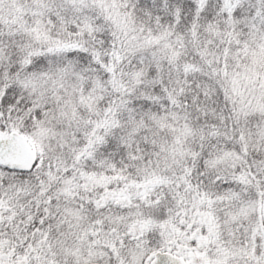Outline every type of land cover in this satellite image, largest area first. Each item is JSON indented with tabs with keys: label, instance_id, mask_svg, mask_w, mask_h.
<instances>
[{
	"label": "snow or ice",
	"instance_id": "obj_1",
	"mask_svg": "<svg viewBox=\"0 0 264 264\" xmlns=\"http://www.w3.org/2000/svg\"><path fill=\"white\" fill-rule=\"evenodd\" d=\"M0 264H264V0H0Z\"/></svg>",
	"mask_w": 264,
	"mask_h": 264
}]
</instances>
